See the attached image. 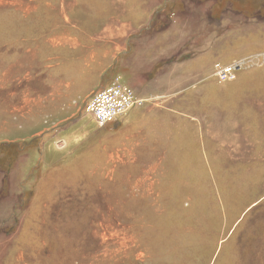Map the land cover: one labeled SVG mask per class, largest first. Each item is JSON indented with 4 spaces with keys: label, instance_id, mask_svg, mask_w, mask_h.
Wrapping results in <instances>:
<instances>
[{
    "label": "rangeland",
    "instance_id": "obj_1",
    "mask_svg": "<svg viewBox=\"0 0 264 264\" xmlns=\"http://www.w3.org/2000/svg\"><path fill=\"white\" fill-rule=\"evenodd\" d=\"M0 264H264V0H0Z\"/></svg>",
    "mask_w": 264,
    "mask_h": 264
},
{
    "label": "built area",
    "instance_id": "obj_2",
    "mask_svg": "<svg viewBox=\"0 0 264 264\" xmlns=\"http://www.w3.org/2000/svg\"><path fill=\"white\" fill-rule=\"evenodd\" d=\"M236 68L234 66H228V67H225V68H222L220 69V72H219V77L221 80H233L236 78ZM103 91H107V89H104ZM99 94V93H98ZM96 94V95H98ZM100 95V94H99ZM106 96H111L110 94H105L104 97ZM112 97V96H111ZM114 115V114H113ZM112 114H110L108 111H106V114H105V117H104V120H106V116L107 117H110L112 118L113 116Z\"/></svg>",
    "mask_w": 264,
    "mask_h": 264
}]
</instances>
